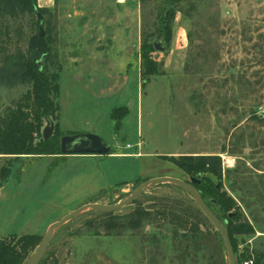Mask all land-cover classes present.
Wrapping results in <instances>:
<instances>
[{
    "label": "rangeland",
    "instance_id": "obj_1",
    "mask_svg": "<svg viewBox=\"0 0 264 264\" xmlns=\"http://www.w3.org/2000/svg\"><path fill=\"white\" fill-rule=\"evenodd\" d=\"M163 4L164 0H37L47 11L42 27L50 52L43 56V68L60 75L59 117L45 119L42 134L51 120L60 134L99 135L111 153L0 155V168H12L0 192L3 237L43 236L50 224L86 203L122 201L148 179L120 183L138 174L139 161L109 156L121 150L231 159L233 165L225 168L222 158L225 189L230 192L235 177L229 174L236 168L255 182L264 173V0H181L170 43L157 26ZM40 33L38 14H1L0 67L4 53L27 54ZM149 34L160 73L144 83L141 48ZM156 42L165 50L156 49ZM28 98L33 100L32 81L1 83L0 118ZM118 107L128 114L116 129L111 115ZM163 166L160 173L186 177L169 161ZM162 199L175 207L198 206L187 190L161 183L115 214L130 216L138 208L156 214ZM242 210L249 221L255 210L261 222L256 234L236 236L238 253L264 250V202L250 210L243 204ZM98 217L100 211L89 209L58 227L43 257L49 259L46 264L55 259L56 264H211V254L229 264L226 248H219L221 233L213 224L203 225L213 233L204 242L206 250L195 254L182 232H175L163 217L144 219L141 227L123 235H91L86 223Z\"/></svg>",
    "mask_w": 264,
    "mask_h": 264
},
{
    "label": "trees",
    "instance_id": "obj_2",
    "mask_svg": "<svg viewBox=\"0 0 264 264\" xmlns=\"http://www.w3.org/2000/svg\"><path fill=\"white\" fill-rule=\"evenodd\" d=\"M181 0H164V4L158 15V31L163 34L167 43L171 42L173 24L176 17L177 4ZM29 11L32 14H41L44 20L46 9L38 7L37 0H0V15L9 13L17 15ZM40 20V25L43 23ZM151 34L146 35L142 44L143 82L147 78L160 73V68L155 57L152 56L153 44ZM50 52L46 37L38 35L32 40V47L27 54L22 51L4 53L0 67V84L3 82L14 83L17 81H32L33 100L19 102L15 108L9 110L7 115L0 118V155L22 157H41L59 155L61 153V138L65 134L55 132L47 140H42V126L45 119H57L59 117L60 85L59 73L47 74L43 68V56ZM42 56V57H41ZM41 57V58H40ZM124 107L115 108L112 119L115 128L122 126L123 119L127 116ZM259 119V117L255 116ZM264 121V119H263ZM60 129V128H59ZM111 153V151H110ZM162 158L173 163L189 178H201L194 184L209 208L223 222L227 221L226 228L230 242L241 264H264V250L249 253H238V234H256L261 220L255 210L249 215L252 222L242 210V205L250 210L258 201L264 202V173L258 175L255 182L250 175H243L242 168H236L230 172L235 178L230 182V191L225 189L222 158L217 154H179L165 155ZM11 164L0 168V188L11 175ZM232 173V174H231ZM216 178V179H214ZM236 192L238 195L233 194ZM255 198V199H253ZM162 203L156 214L146 208H138L130 216L117 215L115 212H100V217L89 220L86 223L91 235L117 236L127 233V229L134 230L141 227L144 219L153 216L163 217L174 227L175 232H182L186 239L187 248L198 254L206 250L208 244H204L212 231H205L203 225H212L207 216L197 206H189L179 203L178 207L170 204L167 199ZM133 202H136L134 200ZM175 203V202H174ZM178 203V202H177ZM257 224V225H256ZM264 232V230H262ZM42 235L23 234L0 236V264H25L38 247ZM206 243V242H205ZM222 240L219 248L225 249ZM214 257V258H213ZM211 264H224L211 254ZM48 257L43 258L40 264H46ZM56 264L57 259L54 261Z\"/></svg>",
    "mask_w": 264,
    "mask_h": 264
},
{
    "label": "water",
    "instance_id": "obj_3",
    "mask_svg": "<svg viewBox=\"0 0 264 264\" xmlns=\"http://www.w3.org/2000/svg\"><path fill=\"white\" fill-rule=\"evenodd\" d=\"M39 19L42 21L43 16L39 14ZM42 23L41 27V36H44L45 33L43 31ZM155 48L158 50H165V47L162 46L159 42L154 44ZM40 63L43 60L39 61ZM132 104V103H131ZM55 124L53 121L48 120L46 126L43 129L42 140H47L54 134ZM61 153L64 155H106L111 151V147L106 145L102 138L95 133H76V134H65L61 138ZM201 178V175L198 176V179ZM197 178L189 179L187 176L185 178H177L172 176H160L148 179L142 182L136 189L130 192L122 201L115 204H102L98 202L94 203H86L81 207L67 213L61 219L53 222L49 225L46 233L43 235L38 247L28 259L25 264H40L43 259L50 242L54 236L56 229L66 222L70 221L74 217L79 214L85 212L86 210H95L100 212H116L122 207L131 204L134 200H136L140 195L145 193L150 188L161 184V183H173L178 185L179 187L187 190L198 207L202 210V212L207 216L210 222L214 225V227L221 233L226 252L229 258V264H241L238 255L235 253L233 246L230 242L229 233L226 228L227 221H222L219 219L215 213L209 208L208 204L200 195L199 191L195 187V183L198 180Z\"/></svg>",
    "mask_w": 264,
    "mask_h": 264
},
{
    "label": "crops",
    "instance_id": "obj_4",
    "mask_svg": "<svg viewBox=\"0 0 264 264\" xmlns=\"http://www.w3.org/2000/svg\"><path fill=\"white\" fill-rule=\"evenodd\" d=\"M117 147H121V146H117ZM175 154L176 153H174L173 155H175ZM165 155H172V154H164V153H158V152H156L155 154L143 153L139 150L137 152H134V153H128V152L121 150L119 152L110 154L109 156L110 157H116V158L128 156V157H135L137 160L139 158L138 167H137L138 174L129 182L128 181L120 182V183H125V182L132 183V182L138 181L140 179H151V178L160 177V176H171V175H168V173H160L161 167L162 168L164 167L163 166L164 159L162 158V156H165ZM127 168H128V166H127ZM122 171H123V169H122ZM11 174H12V172H11ZM9 177H8V179H9ZM8 179L4 182L3 186L0 188V192H1V190L4 189L5 183L8 181ZM0 236H2V235L0 234Z\"/></svg>",
    "mask_w": 264,
    "mask_h": 264
},
{
    "label": "built area",
    "instance_id": "obj_5",
    "mask_svg": "<svg viewBox=\"0 0 264 264\" xmlns=\"http://www.w3.org/2000/svg\"><path fill=\"white\" fill-rule=\"evenodd\" d=\"M128 147H131L130 144H128ZM223 158V156H222ZM233 165L232 160L231 159H226L225 157L223 158V166L226 167H231ZM244 264H248V262H245Z\"/></svg>",
    "mask_w": 264,
    "mask_h": 264
}]
</instances>
